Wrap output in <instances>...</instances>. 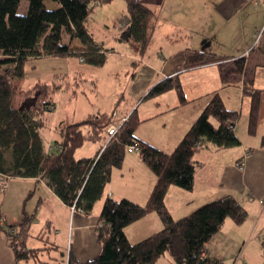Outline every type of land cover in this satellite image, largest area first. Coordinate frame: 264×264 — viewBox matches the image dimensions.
Wrapping results in <instances>:
<instances>
[{
  "label": "trees",
  "instance_id": "1",
  "mask_svg": "<svg viewBox=\"0 0 264 264\" xmlns=\"http://www.w3.org/2000/svg\"><path fill=\"white\" fill-rule=\"evenodd\" d=\"M27 1L25 13L20 12ZM60 7L49 9L45 0H0V173L11 177L40 178L69 205L90 213L105 193L115 168H121L128 149L138 144L137 153L153 171L156 181L144 204L129 198L108 197L102 207L97 228L101 251L85 264H159L169 255L176 264H225L219 258L205 254L207 243L221 229L227 218L243 223L248 212L233 196H224L198 207L190 214L175 218L165 197L171 185L192 189L196 177L195 149L205 142L218 147H234L241 141L234 131L240 117L238 110L225 104L220 92L209 102L172 152L140 139L135 131L140 124L137 109L125 115L127 119L113 135L108 127L117 123V112H98L69 123L63 129L57 149L48 151L41 129L45 116L54 108L55 95L62 82L37 81L25 95L28 105L14 103L13 80L22 78L27 63L34 58L78 57L87 64L103 66L109 49L99 43L88 30L86 21L98 5L113 0H53ZM129 15L127 38L134 49L143 54L153 36L156 13L142 0H125ZM80 39L81 47L63 41V35ZM264 52V45L260 47ZM211 50H196L187 57L186 68L219 63L223 84L239 83L246 69V57L231 58ZM233 59L231 68L223 63ZM243 92L250 95L249 133L256 132L262 90L253 79H244ZM70 82V81H69ZM178 92L182 103L187 101L183 84L176 76L156 83L147 98L169 90ZM77 91V90H76ZM213 119L218 121L216 125ZM103 142L96 155L77 158L76 151L85 142ZM264 145V137L262 139ZM0 192H3L0 190ZM150 212H157L163 222L161 230L137 242H132L125 228ZM18 224H5L0 203V233L5 232L17 260L37 258L40 248H27L25 236L29 219ZM19 229L21 230L20 232ZM22 238V243L17 238ZM264 248V240L262 242ZM68 264H72V259Z\"/></svg>",
  "mask_w": 264,
  "mask_h": 264
},
{
  "label": "crops",
  "instance_id": "2",
  "mask_svg": "<svg viewBox=\"0 0 264 264\" xmlns=\"http://www.w3.org/2000/svg\"><path fill=\"white\" fill-rule=\"evenodd\" d=\"M142 1L154 9L156 13V18L153 22L152 40L143 54L134 49L131 40L120 38L124 43L127 42L125 53L107 48L102 43L105 48L109 49L107 61L103 66H93L76 57L80 63H83V65L80 66L82 68L77 70L70 67L67 68L66 71H57L54 73V79L52 81H38L62 82L63 86L57 94H61L63 91L72 90L73 97L82 99V102L85 103L86 111L81 117H77L74 110L70 117L72 121L69 123L77 122L93 113L109 112L101 109L93 111L94 102L90 96L91 94L89 95L88 92L93 91L97 94L101 80L97 78L89 79L88 76L92 75L96 69L104 68L108 65L111 57L125 55L127 59H131V62H126V60H124V63H127L131 68L121 70V79L124 77L127 84L132 80L131 83L133 82V85L131 86L130 93L133 96H139L142 100L140 105L135 108L137 109L141 120L135 134L140 139L169 153L172 152L182 140L186 132L209 102L212 94L220 92L227 107L240 112V117L235 123L234 131L239 137L241 143L234 147H218L211 142H205L198 146L195 149L194 154L196 162V177L193 188L185 189L176 185H171L167 191L165 202L173 217L180 218L190 214L198 207L210 201L229 195L235 197L246 208L248 212L247 219L243 223L238 224L232 218H227L221 229L207 243V252H205V254L225 261V257L220 255V249L214 247L212 241L217 239L225 249H233L241 240L244 242L247 237L249 245L252 241L253 248L256 250V254L260 255V258L262 259L261 263H263L264 145H262V139L264 137V125L262 132L250 134L249 115L251 103L249 112L248 108L244 109V107H242L240 110L235 106L228 105L226 98L227 96L229 98V95H226L225 97V93L220 91L225 87V84H223L221 79L220 64L218 62L194 68H186L185 65L187 57L192 55L196 50H211L218 54L233 56L231 58L245 56L247 61L242 80L253 79L255 87L264 92V52L259 48L260 44L257 41L258 34L262 31L264 33V0ZM125 21V26L127 27L129 22L128 14L125 15ZM241 31L245 34L242 35L240 39L239 34ZM218 32L221 34L226 33L228 37V41L224 40L226 43L231 41L233 44L238 45L237 47H234L228 43L226 48L234 50L241 49L242 51L233 53L215 51L213 47L207 49L201 47L204 41L203 38L206 34H215ZM234 33L238 35L235 38L236 40H239L236 41L237 43H234ZM173 34H177L179 38L177 39L176 37L171 36ZM72 46L81 47L82 45ZM46 57L31 59L29 62H35L31 67L35 69L37 67V61ZM58 58L60 57H57V59ZM71 58L72 57H61L62 60L68 62H70ZM231 58L223 62L225 67L233 64V59ZM117 63H120L119 60ZM129 70H134L132 76L129 75ZM176 76H179L183 87H186V82H196L198 79L203 81L204 77H206V80L213 83L207 86L205 89L206 91L201 92V94H204L203 96L198 95L196 97L200 98V100L197 102L198 104L194 108H190V110H184V104L189 103L190 99L186 96L187 101L184 103L180 102V99H176L178 92L175 89L153 97L157 99L153 106L149 105L141 108L143 103L147 100L146 96L149 90L156 83L165 78H174ZM20 80L15 78L13 80V85ZM242 80L239 83L226 84L232 85L233 88H238H235L236 90L226 88L224 90L226 94H232L233 97H237L238 100L240 97L241 99H244L248 96L243 92ZM89 81L91 82V86L87 89L84 83ZM35 83L32 86H34ZM126 86L127 85L120 84L119 87L116 86L115 89L117 93L115 96L114 111L117 112L118 122L123 116L130 114L134 107V105H132L128 109L125 105H119L122 98L127 93L125 91L127 88ZM28 89L24 90L19 88V96H22V98H20V101H16L14 96V103L16 105L26 102L27 97L25 92ZM172 97H174V101L171 103L169 98L172 99ZM178 113H180L179 116H176ZM47 114L45 116L46 125L42 128L44 130L42 137L47 150L53 151L57 149V144L62 140L63 124L66 126L69 123H64V119L59 120L58 118H55L54 114L51 117ZM244 118H246L247 123L241 126L240 131L239 125ZM154 119L155 125L166 127L171 124V128L174 131L171 134H165L158 137L155 135V141L138 133V129L142 124L150 123ZM53 120L57 121L53 123ZM213 122L216 125L218 124L216 119H213ZM45 135L46 138L44 137ZM88 142L93 143L94 146H92L93 144L86 146L88 145ZM101 143V141L85 142L83 146L77 149L76 157L83 158L96 155L101 147ZM237 161L244 162V165L241 168L237 167ZM15 179L30 181L34 183L35 186H39V189L45 194H43L44 197H39V200L34 207L35 211L41 208L44 204H47L46 199L55 203V207L52 208L51 213L48 214L47 226H55L58 235H61V244L65 240L68 242V254L66 256L68 262L72 259V264H85V262L97 256L101 251V245L97 239V228L101 224L100 214L105 200L110 196L115 199L129 198L135 202L144 204L154 187L156 176L142 161L137 152H128L125 156L122 167L113 170L111 181L105 187L104 196L95 203V206L90 213L82 211L73 212L71 206L65 204L43 179L23 177H15ZM8 190L10 191V189H7L6 191ZM0 195V203L2 206L8 194L6 193L4 196L2 194ZM4 222L5 224H12L9 223L11 221H8L5 215ZM162 227L163 222L159 214L157 212H150L143 218L129 224L125 228V231L132 242H137L152 233L161 230ZM46 241L48 242V239H46L45 242ZM28 244H26L27 248L45 249L49 243H45V247H32ZM164 261H166V264H176L169 255L164 256L163 262ZM0 264H19V260H17L15 251L10 245L5 232L0 233ZM159 264L165 263L161 262Z\"/></svg>",
  "mask_w": 264,
  "mask_h": 264
},
{
  "label": "rangeland",
  "instance_id": "3",
  "mask_svg": "<svg viewBox=\"0 0 264 264\" xmlns=\"http://www.w3.org/2000/svg\"><path fill=\"white\" fill-rule=\"evenodd\" d=\"M45 3L49 9H56L60 7V3L53 0H45ZM126 4L125 0H113L110 3H106L103 5H98L96 7V10L89 16V18L86 21V26L88 30L93 34L95 39L101 43H103L107 48L118 50L122 53H125L127 42H123L120 40V38H123L124 40H127V27L125 26V15H127L126 11ZM28 8L27 1H23L20 12L25 13ZM264 30V29H263ZM245 33L241 31L239 34L240 39L241 36ZM171 36L179 38L177 34H173ZM238 35L234 33V43H237L235 38ZM181 37V36H180ZM204 41L202 43L203 48H209L213 47L215 51H223V52H233L237 53L239 50H234L230 48H226V45L229 43L230 45H233L234 47H237V44H233V42L226 43L225 41H228V37L226 33H215V34H206L203 38ZM216 41H215V40ZM219 40V42H218ZM225 40V41H224ZM63 41L65 43H70L72 45H82V42L80 39H73L71 40L68 34L63 35ZM257 41L260 44V47L264 45V33L263 31L260 32L257 36ZM259 47V48H260ZM182 48V47H181ZM219 49V50H218ZM119 60L120 63H117ZM124 60L126 62H131V59H127L125 55L118 57H111L110 61L108 62V65H106L104 68L96 69L92 75H89L90 78H97L101 80L99 91L97 94H95L93 91L87 92L92 97L94 106V110H105L109 112H113L115 107V96L117 91L116 86L119 87V85H127L126 87V95L122 98V101L119 105L127 106L128 109L132 105H134L133 110L137 108L142 100L139 98V96H133L131 95V86L133 85V82L129 81L130 83H126V80L124 77L121 79V70H127L131 67L128 66L127 63H124ZM35 62H29L27 63V72L24 77L16 78L20 80L14 83L15 87V100H19L22 98V96H19V88H22L24 90L30 88L36 81L38 80H48L52 81L54 78V73L57 71H66L67 68L73 67V69H80L83 65V63H80L79 60L76 57H72L70 62L64 61L60 58L57 59V57H46L42 58L40 61H37V67L33 69L31 67L32 64ZM70 63V64H69ZM231 63V62H230ZM233 63V62H232ZM229 64V63H226ZM233 64L227 65V68H231ZM262 67V66H261ZM262 70V69H261ZM130 76H132L134 70H129ZM206 77H204V80L198 79L196 82H186V87L184 88L185 95L190 99L189 103L184 104V110H190V108H194L199 102L200 98H196L198 95L203 96L204 94H201L202 91H206L205 89L209 84H212L213 82H210L206 80ZM122 81V83H121ZM72 83V80H71ZM89 82H85V87L91 86ZM113 85V86H111ZM203 85V86H202ZM232 85H225L224 88H222L220 91L225 93L226 95H229V98L227 96L226 101L229 106H235L236 108H239L240 110L242 107L244 109L250 108V103L252 101V98L250 95L246 96L244 99L237 97H233L232 94H226L224 91L226 88H232L231 90L238 89L237 87ZM202 88V89H201ZM220 88V87H219ZM236 88V89H235ZM204 89V90H203ZM229 92H235V91H229ZM200 93V94H199ZM262 99H261V108H260V114H259V120L256 128V132L260 133L262 132V128L264 125V92H261ZM175 96V95H174ZM120 98V97H119ZM174 97L169 98L171 103L174 101ZM176 99H179V95H177ZM157 99L151 97L147 98V100L143 103L141 108H144L145 106H153ZM245 100V101H244ZM26 102H28V99H26ZM24 103V105H28L29 103ZM181 102V101H180ZM89 109V108H88ZM76 112L77 117H81L83 113L86 111L85 109V103L82 102V99H78L72 96V90L69 91H63L61 94H57L54 98V108L48 112L47 115L51 117L53 114L55 118L64 119V123H69L72 120L70 119L72 112ZM79 114V115H78ZM180 113L176 114V116H179ZM52 121L51 119H49ZM57 120H53V123H55ZM247 123L246 118H244L240 125L239 129L241 131V126L243 124L245 125ZM63 124V129H64ZM171 124H169L166 127H159L155 125V119L151 121L150 123L142 124V126L138 129V133L142 136L148 137L155 141V135L156 137L161 135H167L171 134L174 130L171 128ZM43 130V129H42ZM42 135L44 134V130L42 131ZM255 132V133H256ZM137 133V134H138ZM254 133V134H255ZM46 138V135L44 136ZM89 144H93L88 142ZM100 144V143H99ZM103 145V142L101 143ZM94 146V144L92 145ZM39 186H35L34 183L28 182V181H22L17 180L15 177H11L8 180V188L10 191L0 192L3 196L7 193V197L4 200L2 204L3 213L8 219V221H11L9 223L12 224H18L22 221V218L24 219L25 216L28 215H34L33 219L32 216L29 219L30 225L27 230V234L25 236V243L30 244L32 247H45V243L47 244V248H43L40 250L39 255L37 258H29L26 260H20L19 264H68L67 260V254H68V242L65 240L62 244L60 243V237L61 235H58V232L55 228V226L48 227L47 226V217L48 214L51 213L52 208L55 207V203L53 201H49V199H46V203L41 208H39L37 211L34 210V207L37 204V201L39 200L40 196L44 197V193L39 189ZM179 188V187H178ZM10 193V194H9ZM130 193V192H125ZM44 194V195H43ZM1 197V195H0ZM1 199V198H0ZM2 202V201H1ZM24 212V213H23ZM21 218V219H20ZM20 219V220H18ZM21 230L19 229L18 232ZM143 237V236H141ZM219 238V237H217ZM48 239V242L45 240ZM17 241L21 244L22 238H17ZM28 244V245H29ZM212 245L214 247H218L220 249L223 257H225V264H264L261 263L262 259L260 258V255L256 254V250L253 248L252 241L249 245V240L246 239L244 242L241 240L237 246L232 248H226L221 244V242L217 241V239H214L212 241ZM249 245V246H248ZM242 250V251H241ZM223 253V254H222ZM164 257H162L159 260V263H165Z\"/></svg>",
  "mask_w": 264,
  "mask_h": 264
},
{
  "label": "built area",
  "instance_id": "4",
  "mask_svg": "<svg viewBox=\"0 0 264 264\" xmlns=\"http://www.w3.org/2000/svg\"><path fill=\"white\" fill-rule=\"evenodd\" d=\"M127 119V116H123L121 118V120L117 123H113L111 124L107 131H108V134L109 135H113L117 132V129L119 128V126ZM139 150V146L138 144H134L132 146L129 147L128 151L129 152H137ZM244 165V162L242 161H237L236 162V166L237 167H242ZM10 179V176L9 175H6V174H2L0 173V190L5 192L8 188V180ZM72 211L75 212V211H82L81 208H76V206H72Z\"/></svg>",
  "mask_w": 264,
  "mask_h": 264
}]
</instances>
